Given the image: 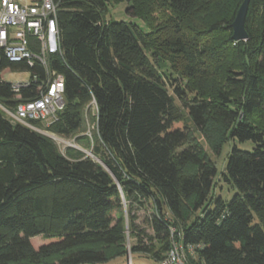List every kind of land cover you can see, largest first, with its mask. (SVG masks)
I'll return each instance as SVG.
<instances>
[{
  "label": "trees",
  "instance_id": "obj_1",
  "mask_svg": "<svg viewBox=\"0 0 264 264\" xmlns=\"http://www.w3.org/2000/svg\"><path fill=\"white\" fill-rule=\"evenodd\" d=\"M57 2L61 52L48 67L63 77L64 108L46 130L79 134L75 144L91 157L61 153L0 111V264H101L126 256L129 237V254L157 264L172 241L186 264H264V0H249L245 41L232 40L231 28L243 0ZM120 3L146 28L106 21L108 6ZM6 72L29 74V87L16 94ZM45 80L44 67L0 55L3 107L37 98ZM88 120L94 133L82 135ZM210 124L227 142L252 144L227 156L219 179L235 190L227 203L210 198L215 164L186 147L190 125L203 132ZM189 203L200 214L190 222ZM145 206L155 212L146 237L161 251L138 245L135 212Z\"/></svg>",
  "mask_w": 264,
  "mask_h": 264
},
{
  "label": "built area",
  "instance_id": "obj_2",
  "mask_svg": "<svg viewBox=\"0 0 264 264\" xmlns=\"http://www.w3.org/2000/svg\"><path fill=\"white\" fill-rule=\"evenodd\" d=\"M58 4L57 0H0V55L10 62H25L28 67L38 64L46 71V80L38 88L37 98L21 102L13 110L0 104V111L10 122L61 142L55 134L46 130L57 120L58 114L64 108L63 77L48 67L49 57L61 52L57 24ZM35 79L34 77L32 80ZM29 85L28 78L11 84V89L17 94L20 89L28 88ZM17 99H20L19 96ZM90 107L92 115H96L97 109L93 100ZM32 122L39 123L40 127L32 125ZM173 236L174 229H171V237ZM185 256L183 246L172 241L160 264H186Z\"/></svg>",
  "mask_w": 264,
  "mask_h": 264
},
{
  "label": "rangeland",
  "instance_id": "obj_3",
  "mask_svg": "<svg viewBox=\"0 0 264 264\" xmlns=\"http://www.w3.org/2000/svg\"><path fill=\"white\" fill-rule=\"evenodd\" d=\"M128 8L127 3H120L118 5H109L106 11V21H124V22H133L137 24L141 28H146L144 25V22L138 19H135L133 17L128 16L126 9ZM152 19L150 22L153 23V27L157 26L158 22V15L156 12H153ZM156 21V23H154ZM29 78L27 73H19V72H13V73H4L3 74V80L10 84L19 83L20 81L27 80ZM171 93V89H168ZM176 104L180 106L179 102L176 101ZM89 128V130H88ZM81 131L80 133H82ZM94 133V125L89 120L86 122L85 130L82 133V135L89 136L90 134ZM79 135L75 134L74 136ZM74 136L69 138H57L61 139V142L54 141L55 144L58 147V150L61 153H64L67 147H74L83 151L85 155L91 154L89 151V147L87 149H84L81 145L78 146L75 144ZM193 146V148L198 149V151L208 157L210 161H212L215 164V167L217 169V175L215 177V186L212 189L210 193V198L212 199V202H214L216 199L220 198L224 202H229L233 195L235 194V190L231 188L228 184H226L223 181H220V176L223 168H225V163L228 154L230 153L233 146L240 150H246L250 151L252 148V144L250 142L245 143H239L237 141H228L224 138V130L219 129L213 124H210L205 131L200 132L197 131L192 125H190V133L188 135L186 147ZM91 157V156H89ZM188 172H193V168L189 167ZM189 206L187 209H185V216L184 220L190 222L193 220L194 217L199 216L200 214L198 212L192 213L191 211V203H189ZM210 208H212V204L210 205ZM137 220L135 222L136 226V233L140 236V239L142 241V244H138L139 246L147 247L148 249H154L155 251H159L161 249V244L158 240L153 239L152 241H149L146 236H152L153 233L150 231V229L145 225V220L148 216L153 215L155 212L153 209H151L149 206H145L141 208L140 210H137L136 212ZM192 213V214H191ZM142 232H144L142 234ZM153 237V236H152ZM135 240L131 239L130 237L127 238L125 249H126V256L124 257H116L114 259H111L105 263L101 264H157L153 260L150 259V255L148 254H140V253H132L129 254V247L130 243H135ZM33 245L35 247H38L39 245L44 243V240L41 236L36 237L32 241ZM119 247H114L113 251L119 250ZM161 251V250H160Z\"/></svg>",
  "mask_w": 264,
  "mask_h": 264
},
{
  "label": "water",
  "instance_id": "obj_4",
  "mask_svg": "<svg viewBox=\"0 0 264 264\" xmlns=\"http://www.w3.org/2000/svg\"><path fill=\"white\" fill-rule=\"evenodd\" d=\"M248 4H249V0H243L241 6L239 7L237 11L236 17L233 23L231 24L232 40L234 41H245L247 39V33L244 29V23H245V17H246V13L248 9ZM87 156H91V154H88ZM96 161L97 163L104 166L99 159H96Z\"/></svg>",
  "mask_w": 264,
  "mask_h": 264
}]
</instances>
